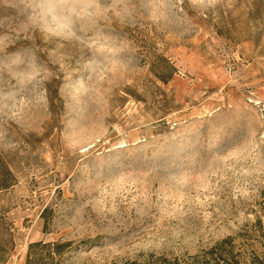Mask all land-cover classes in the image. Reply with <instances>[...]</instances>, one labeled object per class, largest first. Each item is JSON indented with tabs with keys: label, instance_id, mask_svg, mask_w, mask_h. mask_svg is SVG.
<instances>
[{
	"label": "rangeland",
	"instance_id": "obj_1",
	"mask_svg": "<svg viewBox=\"0 0 264 264\" xmlns=\"http://www.w3.org/2000/svg\"><path fill=\"white\" fill-rule=\"evenodd\" d=\"M230 237L264 254V0H0V264Z\"/></svg>",
	"mask_w": 264,
	"mask_h": 264
},
{
	"label": "trees",
	"instance_id": "obj_2",
	"mask_svg": "<svg viewBox=\"0 0 264 264\" xmlns=\"http://www.w3.org/2000/svg\"><path fill=\"white\" fill-rule=\"evenodd\" d=\"M41 243L30 245L27 264H40L42 259L32 258L33 250ZM69 243L54 244V254L60 255ZM3 255V245L0 242V262ZM49 262L53 258L49 257ZM153 264H264V254H258L254 250H245L237 245L234 238H226L217 243L202 256L192 258L190 261L179 263L178 260L170 261L167 258H159Z\"/></svg>",
	"mask_w": 264,
	"mask_h": 264
}]
</instances>
